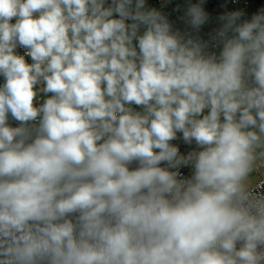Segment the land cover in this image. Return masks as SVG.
Returning <instances> with one entry per match:
<instances>
[{"label":"clouds","instance_id":"9594fccd","mask_svg":"<svg viewBox=\"0 0 264 264\" xmlns=\"http://www.w3.org/2000/svg\"><path fill=\"white\" fill-rule=\"evenodd\" d=\"M242 15L217 55L147 0H0V264H264V11Z\"/></svg>","mask_w":264,"mask_h":264},{"label":"built area","instance_id":"2783aa9c","mask_svg":"<svg viewBox=\"0 0 264 264\" xmlns=\"http://www.w3.org/2000/svg\"><path fill=\"white\" fill-rule=\"evenodd\" d=\"M198 2L199 0H147V6L156 7L158 10L162 11V13L168 17L174 30L180 31V33L186 37L191 36L194 39L200 40L206 45L205 51L207 53L215 52L217 55H219V52L223 47L222 38L218 36V33L222 29L224 23V21L220 19L222 15H226L234 11H241L243 15L240 22H243L244 20H250L253 14L264 11V0H204L203 8L207 14V21L201 26L199 31H197L192 29L187 23L186 9L189 6V3L195 4ZM11 22L15 23V18H13ZM141 31H143V28ZM229 35L231 34L229 33ZM134 43L136 42L134 41ZM213 44H217L218 46L213 47ZM25 51V49L19 46L16 49L17 54L20 55H23ZM26 60L29 63L31 62L29 57H26ZM3 83L4 78L3 76H0V86H2ZM37 87H41V85H38ZM48 95L51 96L52 94L49 93ZM43 96V93L39 94L38 103L43 102ZM133 108L137 111L141 110L139 109V106L133 105ZM8 122L12 127L19 126V122L12 119L10 114ZM172 143L179 147L181 154H187L188 151L192 150L191 147H195L194 145L191 147L185 145L180 139L174 140ZM137 166V163L134 162L129 167L131 170ZM171 170L176 171V169ZM179 171L182 173V177L180 178H188L191 176L192 170L188 167L180 168ZM237 247H239V245H237Z\"/></svg>","mask_w":264,"mask_h":264}]
</instances>
